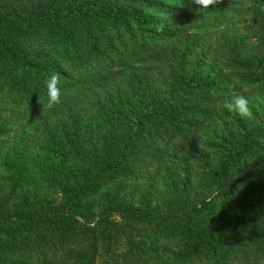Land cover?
Wrapping results in <instances>:
<instances>
[{"label":"trees","instance_id":"16d2710c","mask_svg":"<svg viewBox=\"0 0 264 264\" xmlns=\"http://www.w3.org/2000/svg\"><path fill=\"white\" fill-rule=\"evenodd\" d=\"M233 3L0 0V264H264V0Z\"/></svg>","mask_w":264,"mask_h":264},{"label":"clouds","instance_id":"9594fccd","mask_svg":"<svg viewBox=\"0 0 264 264\" xmlns=\"http://www.w3.org/2000/svg\"><path fill=\"white\" fill-rule=\"evenodd\" d=\"M222 0H191V3L196 6V11L202 15H206L210 8H215ZM236 6H239V0H234ZM59 73H52L46 81L47 89V108L52 110L62 104V93L59 87ZM233 85H241L242 82L238 77L233 79ZM228 111L237 112L242 118H252V111L248 107V99L243 95H234L232 100L226 101L223 105Z\"/></svg>","mask_w":264,"mask_h":264}]
</instances>
